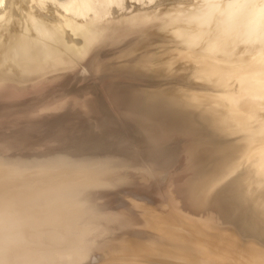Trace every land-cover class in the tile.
I'll list each match as a JSON object with an SVG mask.
<instances>
[{
  "label": "bare ground",
  "instance_id": "1",
  "mask_svg": "<svg viewBox=\"0 0 264 264\" xmlns=\"http://www.w3.org/2000/svg\"><path fill=\"white\" fill-rule=\"evenodd\" d=\"M260 5L0 0V261L264 264Z\"/></svg>",
  "mask_w": 264,
  "mask_h": 264
},
{
  "label": "snow or ice",
  "instance_id": "2",
  "mask_svg": "<svg viewBox=\"0 0 264 264\" xmlns=\"http://www.w3.org/2000/svg\"><path fill=\"white\" fill-rule=\"evenodd\" d=\"M261 8H264V5H260ZM212 194V188H206L201 195L207 197Z\"/></svg>",
  "mask_w": 264,
  "mask_h": 264
},
{
  "label": "clouds",
  "instance_id": "3",
  "mask_svg": "<svg viewBox=\"0 0 264 264\" xmlns=\"http://www.w3.org/2000/svg\"><path fill=\"white\" fill-rule=\"evenodd\" d=\"M0 264H3V262H2V261H0Z\"/></svg>",
  "mask_w": 264,
  "mask_h": 264
}]
</instances>
